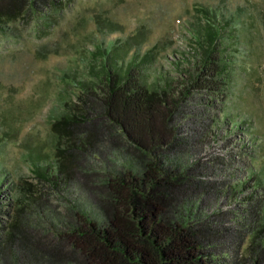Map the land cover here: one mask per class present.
I'll return each mask as SVG.
<instances>
[{
  "label": "trees",
  "instance_id": "obj_1",
  "mask_svg": "<svg viewBox=\"0 0 264 264\" xmlns=\"http://www.w3.org/2000/svg\"><path fill=\"white\" fill-rule=\"evenodd\" d=\"M62 1L0 0V35L19 19L46 22L37 16L57 10ZM226 15L220 6L194 7L188 31L197 52L186 70H179L175 60L179 71L176 81H169L167 74L160 80L162 74L156 72L151 80V72L145 73L147 64L164 50L160 43L130 60L128 40L121 46H109L104 41L95 46L100 63L95 79L64 82L68 90L78 84L77 96L82 104L74 101L75 110L70 101L61 100L59 104L67 110L51 126L53 132L69 140V148L60 151L63 169L47 162L49 159L40 152L29 161L44 180L51 181L64 169L68 175H78L93 193L102 221L71 204L65 205L59 221L52 214L34 216L31 192L12 198V193L19 190L6 182L8 172L0 159V258L12 264L16 256L11 249L18 242V255L48 264H264L262 171L250 170L247 181L240 184L249 191L242 200L240 230L235 234L234 227L222 228L189 207L187 197L201 182L195 177V166L169 159V154L183 145L174 120L192 91L213 101L227 86L233 58H227L221 46L223 26L238 29L247 20H240L236 11ZM96 24L98 33H104L105 26H115L112 20L100 17ZM46 25L37 27L36 32L47 31ZM58 49H38L37 57L45 59ZM139 49L135 45V50ZM9 95L0 92V155L5 142L19 133L18 119H13L11 110L1 109L3 103L10 102ZM234 117L225 122L229 132L239 129ZM240 131L255 143V133L249 127ZM105 134L127 144L141 167L139 174L127 169L115 174L86 165L83 160L90 144H94L92 140ZM249 157L253 166L257 157ZM6 190L11 192L8 197L1 195ZM245 238L242 253L217 248L218 240L231 239L243 245Z\"/></svg>",
  "mask_w": 264,
  "mask_h": 264
},
{
  "label": "rangeland",
  "instance_id": "obj_2",
  "mask_svg": "<svg viewBox=\"0 0 264 264\" xmlns=\"http://www.w3.org/2000/svg\"><path fill=\"white\" fill-rule=\"evenodd\" d=\"M200 5L220 6L225 15L236 11L240 20L247 23H241L238 29L223 26L221 46L227 58H233L227 86L218 91L221 95L213 101L192 91L174 120L183 145L171 152L169 159L183 166H195V177L201 182L187 197L189 207L222 228L234 227L237 234L242 200L249 191L240 184L247 181L252 169L261 170L264 176V0H63L57 10L37 16L46 19L47 31L36 32L39 26L47 27L46 22L36 18L29 23L19 19L10 24L0 35V92L10 94L11 100L3 103L1 109L11 110L13 119H18L15 123L19 133L5 142L0 159L8 172L6 182L19 190L12 195L8 191L12 198L31 192V209L36 217L52 214L59 221L65 205L71 204L102 221L93 193L78 175H68L64 169L51 181L41 179L29 158L40 152L54 167L60 166L59 161L64 159L60 151L69 148V140L53 132L51 126L67 110L59 104L61 100L70 101L75 110L74 103L81 102L78 84L68 90L64 82L95 77L100 63L94 48L102 41L121 46L128 40V59L160 43L164 50L147 64L145 73L151 72V80L161 73L160 80L167 74L169 81H176L179 71L175 60L179 70H186L197 52L188 28L194 7ZM97 17L112 20L114 29L105 26L104 33H98ZM57 46L58 51L45 59L37 57L38 49L49 52ZM233 116L239 129L229 132L225 122ZM245 127L255 133V143L240 131ZM93 141L83 160L89 167L115 174L123 169L141 172L121 140L105 134L97 135ZM249 156L257 157L253 166L249 165ZM9 193L6 190L1 195L8 197ZM260 193L264 207V189ZM246 241L245 238L243 245L231 239L216 242L220 251L238 249L242 253ZM11 250L16 256L12 264H48L18 255V242ZM0 264L11 263L0 258Z\"/></svg>",
  "mask_w": 264,
  "mask_h": 264
}]
</instances>
